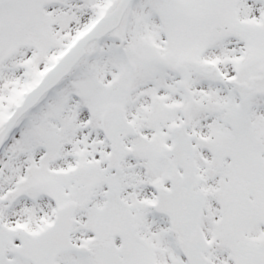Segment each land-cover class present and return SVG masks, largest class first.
<instances>
[{
    "label": "snow or ice",
    "instance_id": "snow-or-ice-1",
    "mask_svg": "<svg viewBox=\"0 0 264 264\" xmlns=\"http://www.w3.org/2000/svg\"><path fill=\"white\" fill-rule=\"evenodd\" d=\"M0 264H264V0H0Z\"/></svg>",
    "mask_w": 264,
    "mask_h": 264
}]
</instances>
